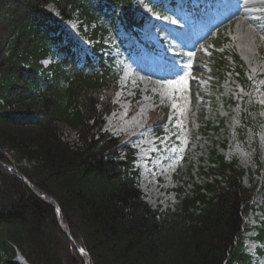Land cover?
<instances>
[{
	"label": "trees",
	"instance_id": "1",
	"mask_svg": "<svg viewBox=\"0 0 264 264\" xmlns=\"http://www.w3.org/2000/svg\"><path fill=\"white\" fill-rule=\"evenodd\" d=\"M75 18L91 55L66 28ZM144 22L139 0H0V264H22L19 255L28 264H87L54 205L89 264H258L246 248L252 230L264 254V220L246 221L264 192L259 105L244 106L235 131L251 165L214 144L200 179L192 178L190 163L191 187L176 188L166 210L145 198L137 151L106 129L113 109L105 95L121 75L106 41ZM228 42L226 33L210 42L212 77L221 81L232 67L249 87L238 55L221 51ZM205 116L200 133L219 132L223 122L214 126Z\"/></svg>",
	"mask_w": 264,
	"mask_h": 264
},
{
	"label": "rangeland",
	"instance_id": "2",
	"mask_svg": "<svg viewBox=\"0 0 264 264\" xmlns=\"http://www.w3.org/2000/svg\"><path fill=\"white\" fill-rule=\"evenodd\" d=\"M212 1L210 5L216 14L229 16L225 31L230 41L222 51L229 50L240 56L246 75L252 80L253 87L249 90L241 86L233 70L221 81L212 77L205 61L211 50L208 42L200 47L196 57L191 52L182 66L177 63L174 49L185 48L192 37L188 31L190 22L186 18L184 24L181 20L184 9L178 6L174 11L161 14L151 3L140 0L141 11L147 17L140 31L139 46L146 44L148 49L142 47L136 54L132 52L129 58L124 50H115L124 66L117 89H111L105 95L104 103L111 100L113 109L106 118V129L137 151L140 186L146 200L156 209L166 210L173 205L176 188L191 187V179L187 176L190 163L194 164L192 178L200 179L202 160L214 144L225 156L236 154L243 166L251 165L250 153L235 139L245 99L263 106L260 116L264 119V0ZM176 2L181 4L180 0ZM166 5L169 6L170 2L167 1ZM198 5L193 2L194 7ZM51 9L54 10L53 6ZM66 27L89 51V37L83 33L86 28L82 30L81 21L72 19ZM132 42L136 40L130 38L128 45ZM111 43L108 42L109 46ZM228 61L231 63L232 59ZM194 62L197 70L195 75H190L187 67L190 68L188 65ZM49 63L47 60L46 65ZM172 63L184 70L179 75H170L167 69ZM190 79L194 88L189 83ZM170 81L182 82L172 88L166 87ZM203 114L207 120L215 121L214 126L223 122L219 132L200 133ZM66 133L73 137L70 130ZM258 143L264 162L263 135L259 136ZM263 194L259 192L255 196L257 207L247 218L250 225L256 226L264 220L258 207L263 204ZM60 227L63 229L62 224ZM248 236L247 250L254 254L256 262L264 264V255L256 256L259 245L252 239L254 231ZM83 258L88 260L86 255ZM18 260L28 264L21 255Z\"/></svg>",
	"mask_w": 264,
	"mask_h": 264
},
{
	"label": "water",
	"instance_id": "3",
	"mask_svg": "<svg viewBox=\"0 0 264 264\" xmlns=\"http://www.w3.org/2000/svg\"><path fill=\"white\" fill-rule=\"evenodd\" d=\"M13 170L17 173V175H18L22 180L25 181V177H24V175L20 172V170H19L16 166H13ZM37 196H39L40 198H42V197H41L40 195H38V194H37ZM42 199H43V198H42ZM43 200H44L46 203H49L48 200H46V199H43ZM57 211L59 212L58 220H59V223L61 224L60 209L57 208ZM67 236H68L70 239L73 240V242H74V244H75V246H76V248H77V250L79 251L80 254H84V253L86 252L85 249L83 248V246H81V245H80V244L74 239V237H73L70 233H68Z\"/></svg>",
	"mask_w": 264,
	"mask_h": 264
},
{
	"label": "snow or ice",
	"instance_id": "4",
	"mask_svg": "<svg viewBox=\"0 0 264 264\" xmlns=\"http://www.w3.org/2000/svg\"><path fill=\"white\" fill-rule=\"evenodd\" d=\"M184 69L181 68L179 65H176L175 63H172L169 68L167 69V71L169 72L170 75L175 76V75H179V73L181 71H183ZM164 79H168V77H164ZM182 81H175V83H173L172 81H170L166 87L172 88L175 86V84H179ZM184 83H186V81H183Z\"/></svg>",
	"mask_w": 264,
	"mask_h": 264
}]
</instances>
